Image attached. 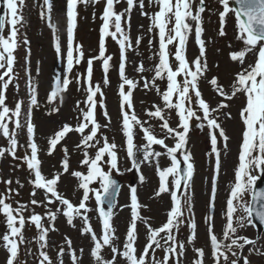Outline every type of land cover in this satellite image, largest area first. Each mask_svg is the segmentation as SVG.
<instances>
[{
	"label": "snow or ice",
	"instance_id": "obj_1",
	"mask_svg": "<svg viewBox=\"0 0 264 264\" xmlns=\"http://www.w3.org/2000/svg\"><path fill=\"white\" fill-rule=\"evenodd\" d=\"M6 11L0 15V134L8 140L7 148H0V158L5 154L11 155L14 159H20L17 156L19 147L16 130L9 128V123L15 125V129L22 127L20 116L23 101L10 108L7 103V90L9 85L16 78L14 66L16 56L14 55L18 47V25H22L24 17L22 8L25 0H3ZM84 4H98L100 0H67V72L71 73L76 64L84 60V50L82 45H76L74 48V33L77 27V6ZM120 0H105V6L102 16L103 21L100 29L99 54L87 60L86 76L81 77L86 83V108L80 109L77 102V108L82 114V119H78L77 125L73 127L64 124L60 130L49 139L48 154L51 155L58 144L69 135V133H79L80 142L76 145L78 149H83V158L80 164L85 171H70L69 153L66 146L63 147L64 158L62 160V173H69L77 178L78 186L83 190L82 198L79 203L74 204L66 198L59 190L58 183L61 179V172L55 173L52 178H47L41 169L42 161L38 153L40 148L35 140L36 126L31 119V111L27 113L26 127L29 137L28 148L30 154L23 157L27 168L34 175L31 183L34 189L44 190L46 194L45 201L32 199L30 203L34 206H47L59 202L60 207L55 211L48 209L46 216L50 222H55L58 214L66 217L67 223L75 226L73 221L80 217L84 223L83 233L90 234L94 242L91 249V256L95 258L96 264H183L180 259L185 253V242L177 240L175 233H178L181 225L184 223L185 209L188 212V221L190 224V236L186 238L187 243H194L197 239V223L194 218L193 206L188 197L189 183L193 179L195 166L192 162V154L187 149L189 142V133L191 131V121L195 119L199 123L197 127L203 130L205 127L209 130L211 151L209 156L214 155L213 187L209 201V215L205 218L207 230L210 238L212 257L214 264H251L248 255H244L246 246L249 248V254L264 256V245L257 247V241L246 236L238 235L239 230L248 227H255L256 220L264 224V189L256 191L257 181L264 177V0H218L222 5V11L218 12L219 31L218 35H226L225 25L230 14L234 17L235 25L238 30L237 40L243 43V48L230 52V59L237 62L240 70L235 73L233 82L227 86L221 83L219 77L213 76L210 79L206 77L208 64L206 59V41L203 38V14L206 11L205 0H149V3L156 4L159 10L151 16V26L149 31L158 29L159 48L158 63L151 71L154 76L151 80L143 78L144 89H155L157 94L162 97L163 107L153 105L154 110H148L147 116L150 119L160 121V128L164 132L163 138L154 134L151 125L145 126L148 122L141 120L134 109L133 90L138 87L139 81L128 78L125 74L127 61V50L132 47V39L129 32L122 26V20L125 13L129 14L137 6V0H126L127 7L124 12H117L116 5ZM145 0H139V8L143 10ZM41 17L48 20L49 27L53 30L55 37V50L61 53V44L56 25L52 23V0H43ZM148 15V13H142ZM95 18V13H93ZM9 26V34L5 36V26ZM114 29V30H113ZM195 43L199 46V55L191 62L187 57V45L189 36L193 34ZM111 37L115 40L120 49L121 63L119 65V77L122 83L119 86V96L121 98L120 109L122 119V133L126 139V154L131 160L132 169L140 171V165L144 162L156 161V171L159 176V187L155 196L159 197L163 193H170L172 207L167 213V221L158 228H152L147 223V219L141 215L142 207H146L139 202L137 188L130 187L131 219L126 231V240L123 242V250L115 245L117 239L116 229L112 224L113 209L116 207V197L120 185L113 178V172L120 173L119 157L115 142H109L107 136L98 133L102 127L107 128L111 123V117L100 101V106L104 109L103 116L108 120V124L101 125L96 118V109L98 105L97 96H103L100 84H93V62L99 60L102 63L104 72L103 83H109L107 74L110 69L112 57L106 55V38ZM142 37L136 40L140 43ZM25 43L27 41L25 40ZM174 46V51L169 50V46ZM74 52L76 53L74 55ZM251 54L254 60L246 63V57ZM173 60L175 63H173ZM137 71L144 73L146 71L144 64L141 63ZM182 79H178L181 78ZM201 79H206L208 84L223 99L218 102L216 107H212L204 98L200 87ZM166 80V90L161 91L157 81ZM80 82V81H78ZM72 81L65 77L61 79L56 77L55 88L51 91L48 100L53 102L59 96L63 101V92L68 90ZM31 87L30 103L33 107H38L37 91L34 86ZM127 89V90H126ZM244 97V103L239 111L240 119L244 125L242 132V143L238 155V166L235 169L234 184L230 189L229 198L226 201V224L222 227V238H218L214 232V211L216 201V181L219 178L221 170V149L218 147V137L222 138L224 150L228 148L230 137L226 134L224 128L218 122V113L230 107V102L234 98ZM195 97L198 105L196 109L191 107ZM175 98V100H174ZM166 110L171 113L173 110L178 116V123L175 128L170 126L169 116ZM53 111H59L54 108ZM198 112L200 114H198ZM225 118L231 119V112H224ZM15 118V119H13ZM136 129L143 133V139L146 143L142 146L143 159H137V152L140 147L134 143ZM171 138L174 146H169L165 141ZM159 145L165 151H154L153 146ZM94 149V155L89 150ZM181 154L182 160L178 158ZM166 156L170 159V166L161 168L159 158ZM184 167H181V164ZM256 172L257 174H253ZM170 178L172 188H170ZM140 182L145 181L144 175L138 177ZM9 187L6 194L0 195V213L5 217L6 232L0 236L3 241L2 247L7 252L6 264H22L20 261V245L25 243L24 229L27 223H31L39 231L38 240L40 242L39 264H54L52 258L45 249L47 247L49 231H55L54 223L46 227L43 223L45 217L32 213L26 218L24 212L27 205L20 204L14 208L12 203L7 202L12 194L11 180L3 181ZM19 184V181H17ZM98 183V187H92ZM183 186L184 193L179 195ZM251 193V202L245 200V196ZM19 194L18 192L16 193ZM33 197L35 191L32 192ZM94 197L98 216L102 221V237H98L90 224V218L87 213L93 211L88 206L90 199ZM240 215H237V213ZM142 222L146 225L147 241L142 251L137 248V223ZM163 234V235H162ZM164 241L162 244L161 241ZM66 243L71 248V240L66 239ZM107 246L110 249V258L105 259L102 250ZM156 249H163L164 256L157 259ZM151 250V256H150ZM81 251H83L81 249ZM196 258L193 264H204L205 252L203 248H194ZM64 249L60 248L58 253L59 264L63 261ZM230 256L232 259H230ZM122 257V260L118 259ZM72 264H80V259L75 250L71 252Z\"/></svg>",
	"mask_w": 264,
	"mask_h": 264
},
{
	"label": "rangeland",
	"instance_id": "obj_2",
	"mask_svg": "<svg viewBox=\"0 0 264 264\" xmlns=\"http://www.w3.org/2000/svg\"><path fill=\"white\" fill-rule=\"evenodd\" d=\"M38 1L39 0H31V2H26V3H24V7H23L28 18L33 20V22H35V23H39V22H37V19H35L33 17V15L28 14V10H30L31 5L36 6L37 4H39ZM52 4H53L52 13H51L52 23L54 25H56L57 32L55 33V35L59 37V41L61 44V53L59 55L62 59H61V62L59 64V69L62 70L63 59L65 57V51H66V47H67V42H66L67 0H52ZM99 4L100 3L95 4V5L89 4L87 7H85V5L81 3V4H78V6H77V12L81 15V19L79 22H77V24L78 25L82 24L83 27H84V24L86 25L87 28H84V29H87L88 32L84 30V33H85V35H87L86 39H87V43L89 46H91V45L96 46V43H97V32H96L97 31V25L93 24V21H94L93 12L99 13ZM126 7H127V5H126ZM208 9L203 14V27H204L203 38L206 41L207 37L209 35V37H212L215 40V42L217 43V44L215 43L216 47L221 48L220 53H221V56H223L226 65L216 67L214 69L215 70L214 74L216 73L217 76L223 80V82L225 83L223 85L225 86V88L227 90V86L233 82L235 73L240 70L239 64L237 62L231 61V59H230V52L232 51L231 48L235 47L233 49V51H234V50H240L244 46H243V43L241 41L236 39V37L238 35V30L236 28L235 23L233 24L234 28L232 29V31L229 30L230 26L225 27V31H226L225 36L221 37L218 35V31H219V27H220L219 17H218L220 4L219 5H213L212 7H208ZM158 10H159V8H157V5L149 3V0H145V7L143 10H141L139 8V0H137V6L134 7L130 13V22H134L136 20H138V22H139L137 25V29L134 30L132 33L133 37L141 29H143L145 27V25H147L148 23H149V26H151V16ZM45 12H46V10H45ZM145 12L148 13V15L142 14ZM125 19H126V21L123 20L124 22H123L122 26H124L125 31L129 32V31H131V29H133V26L131 28L130 27L128 28V26L126 24L128 22L129 15ZM92 26H94V27H92ZM43 30H44L43 36H40V34L37 33V34L33 35L32 39H33V43H35L37 41L44 42V45L38 44L36 49L39 52H42V54H46V56H47L46 59L41 61L43 63V68L45 70V73H43L41 75V77L43 79H45L46 76H48V77L45 81L41 82V85H39L36 88L37 99H38V104H39L38 107L31 106V103H30L31 91H29L26 87H24V85L22 86V88L25 90L24 93L21 92V94L24 96L23 97V111L21 112V117H20V122H21L22 127L20 129H17V132H16L18 137L22 138L25 142L28 141L27 140L28 135H27L26 120H27V113L30 110L32 122L36 126L35 140H36L37 144H40L41 149H43V144L45 142H49V139L55 134V132L57 131V129L59 127L63 126L64 124H69V125L73 126L78 122L77 118H78L79 114H81V113L77 112V109H78L77 108V102L83 103L81 96L86 92L85 91L86 86L81 85L79 91L76 92L75 90L72 89L71 93L70 92L68 93L63 104L56 105L53 102H51V103L49 102L48 95L45 92L49 86V82L52 79L51 73L49 74L48 63H50V61L52 60V57H54V54L57 52L55 50V37L53 34V30L49 27L48 20L46 18L43 19ZM155 32H156V30H155ZM91 33H93V35H91ZM150 33L153 34L152 31H148V29H146L144 31L143 46L140 50L138 49L137 51L141 52L143 49L147 50V61H144L143 64H144V67L146 69V72L153 73V71H151V69H153V67L150 66L151 65L150 60L154 59V57L157 56L158 48H159V42H158V36L156 33L155 38L157 40V49H154L153 37L150 35ZM129 35H130V32H129ZM190 45H191V47L196 46L195 44H192V42ZM226 55H228V58ZM36 56H39V54L37 53ZM251 56L252 55L249 54L246 57V63H251L253 61L254 57H251ZM129 57L130 56H128V58ZM227 66L229 67V69L227 68ZM125 74L128 76V78L134 80L135 77H134V74L132 71V66L126 67ZM17 75H20V73H18ZM141 76L143 78L145 76V74H142ZM107 79H108L109 83L103 84L104 90L108 93V98L110 100H112V102L114 104L117 105V102L113 97V93L116 91L117 84L121 81L120 77L119 76H113L112 74H110ZM79 81L80 82H78V81L77 82L73 81V82L78 83V84L83 83L81 78ZM133 98L135 99V101L139 100V103H142V101L144 99V97H137L136 95H133ZM217 100H218V98H214V97L212 99L214 104L217 103ZM243 103H244V97L243 96H240L239 98H234L230 102V107L225 109L227 112H231V119L225 118L222 121V125H221L224 128L226 134L230 137V139L228 141L227 150H224L223 145H219V148L221 149V151L225 152V151H229V149H230L229 147H231L232 151L229 154V156L232 155L231 158L235 157L236 152L238 151V149L241 145L242 132H243L244 125L240 119L239 111H240ZM139 105L134 107L135 112L137 113V115L140 116L141 120L148 122L145 126H149L150 125V122L148 120L149 118L145 117V114L143 111L140 110ZM82 107H83V105L79 104V108L81 109ZM54 108H58L59 111L58 112L53 111ZM143 109L144 110L146 109L145 105L143 106ZM225 110H223V112L218 113V117H219L218 122H220V115H223ZM118 126H119L118 124H115L112 127L111 142H115L118 145L117 151H118L119 163H123L124 158L120 152L121 139H120V133L118 132ZM236 126H238L237 135L234 134V128ZM72 135L75 136L74 132ZM206 137L209 138V130H207L206 136H201V137H199V139H197L195 141V145H194L195 154H194V152L190 151L192 154V160L195 159V155H196V159H197V158H199L198 154L203 153V146L205 148L208 147L209 144H207L208 142H207ZM202 140H204V141H202ZM75 142H76V140H75ZM7 147H8L7 138L3 137V135L0 134V148H7ZM188 148H189V146H188ZM227 156H228V154H226V153L221 154V158H228ZM142 159L143 158H140V160H142ZM11 160H12L11 155H9L7 153L5 154V156L3 158H0V175L4 176V174L9 171ZM144 163L151 164V163H153V161L144 162ZM58 171H59V167H58V165H56L54 172L57 173ZM78 171H85V168L81 165V167ZM140 172L144 175L145 181L144 182H140V180L137 181V184H136L137 195L139 198V202L142 205H145V199L147 197V194H148V196L150 194H154L155 189H157V185H150L149 184L151 181V178H152L151 177L152 176V168L151 167H147V165H140ZM145 175H147V177ZM0 178H2V177L0 176ZM198 178H199V175H197V181H198ZM29 180L31 181L32 177ZM17 181H19V184L17 183ZM13 184H14L13 186L15 187L14 193L15 194L17 192L19 193L18 195L16 194L17 199H19L17 201L16 207H18L20 204L27 205V210L24 212L25 217L27 215L29 216L32 213L33 209L35 212L39 211L42 214H46V212L48 211V208L45 209V207H47V206H39V205L34 206L30 203V201L32 200V196H33L32 192L33 191H35V195H37L39 198H41L37 201H45V195L46 194L42 195L41 189H34L33 188L32 190H29V192L26 190V188L23 189L24 181L22 180L21 175L17 176V179L13 181ZM77 185H78L77 178L71 176L69 173H62L61 179L58 183V187L62 192H64L65 194H69V195H76L77 194ZM1 189H2V187L0 186V190ZM67 198L71 200V198H69L68 196H67ZM79 201L80 200L74 199L72 202L74 204H77ZM123 201H125L126 205H130V199H129V195L127 194V189H126L125 197H124ZM153 202H155V200H153ZM14 203H15V198L13 200V207L15 206ZM122 204H124V202ZM50 206L51 207L49 209H51L53 211L55 209V207L53 208L54 204H52ZM92 207H93L92 208L93 211L87 213V215L89 216V218L91 220L97 221L98 219H97L95 211H94V204L93 203H92ZM126 208L130 210V207H126ZM142 209H143V207H142ZM124 213H125V211L123 210L122 215H124ZM0 216H1V213H0ZM119 217L114 218L113 226L116 229L115 235L117 237V239L115 240V245L116 246L118 245V247L122 251L123 250L122 245H123V242H125V238L121 236V232L118 228L121 225V221H120ZM52 223H54V227L56 230L55 231H51V230L49 231L47 247L45 249L50 247V243H51L50 237H56V238L60 239L62 236V233L66 232L72 228V226L67 223L66 217L62 216V214L57 215V219L55 220V222H50L49 220H47L45 226L50 227ZM75 224H77V223H75ZM25 238L27 239V242H28V246H27L28 252H34V251L41 250L40 249V242L38 239H36L35 241L29 240V232L28 231L25 234ZM75 241L78 244L81 243V242H79L78 239H76ZM84 247H86L88 249L89 253L91 254V249L93 247L86 245V244H84ZM45 249H43V250H45ZM109 252L110 251L108 249L102 250V255L104 256L105 259H108ZM0 255H3V251L0 253ZM85 262H83L82 264H85Z\"/></svg>",
	"mask_w": 264,
	"mask_h": 264
}]
</instances>
